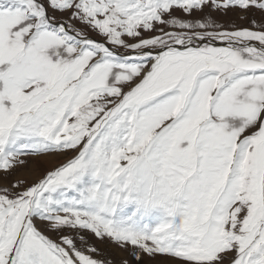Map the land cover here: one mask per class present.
<instances>
[{"label": "snow or ice", "instance_id": "6c2138e0", "mask_svg": "<svg viewBox=\"0 0 264 264\" xmlns=\"http://www.w3.org/2000/svg\"><path fill=\"white\" fill-rule=\"evenodd\" d=\"M145 257L264 264V0H0V264Z\"/></svg>", "mask_w": 264, "mask_h": 264}, {"label": "rangeland", "instance_id": "374dc122", "mask_svg": "<svg viewBox=\"0 0 264 264\" xmlns=\"http://www.w3.org/2000/svg\"><path fill=\"white\" fill-rule=\"evenodd\" d=\"M210 14L218 23L223 24L225 27H229V26H232V25H235V26H248V23H247V19L248 18H251L252 16H255L257 20H259L261 18V13L259 11H253V12H250V13H247V14L242 13L239 10H230V11L227 12V14H224V13L218 12V11H211ZM176 15L177 16H183L184 14L180 13V12H177ZM198 15H200V14H198ZM241 16H245L246 18L242 20ZM89 34L91 36H93L94 38H98V37H96V34L94 32H90ZM52 158H53V161L55 162V164L52 167H55L56 164L58 166L60 163H63L68 157H66L64 155H56V156H53ZM42 159H43V167L42 168H37L35 161L34 160H30L29 167L27 169L18 170L16 175H23V174L29 175V174H32V168H31L32 165H34V168L37 170V172H35L34 174H38L39 175L45 168H48L46 166L47 164H45L46 162H44L45 161L44 158H42ZM28 172H29V174H27ZM28 179H29L30 182L35 180V179H31V178H28ZM48 234L51 235L54 239L56 238L55 234H53V233H48ZM84 235L97 248H99V249L102 248L104 255H108L109 253H112L117 258H119V257L128 258V253L127 252L121 251V250L115 248L114 246L109 245L106 242L105 243H101V242L97 241L89 233H84ZM144 259H145V264H154V262H155V261L149 260L147 257H145ZM158 259L160 260V258L157 257L156 261H158ZM129 264H133V262L131 261L130 258H129Z\"/></svg>", "mask_w": 264, "mask_h": 264}, {"label": "bare ground", "instance_id": "6f19581e", "mask_svg": "<svg viewBox=\"0 0 264 264\" xmlns=\"http://www.w3.org/2000/svg\"><path fill=\"white\" fill-rule=\"evenodd\" d=\"M53 156H56V155H53ZM53 156H49V157H44V162H46L45 164H47L46 166L48 167V168H51L54 164H55V162L53 161ZM56 158V157H55ZM56 166H57V164H56ZM31 168H32V174H29V172L27 173V174H29V175H26V174H23L24 176H26V177H28V178H31V179H36L37 177V175L38 174H34L35 172H37V170L34 168V165H32L31 166ZM23 173V172H22ZM89 240V239H88ZM100 249H102V248H100ZM117 252V251H116ZM120 254V253H119ZM119 257V256H118ZM158 261H159V259H158ZM158 261H155L154 262V264H158Z\"/></svg>", "mask_w": 264, "mask_h": 264}]
</instances>
